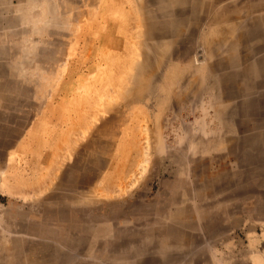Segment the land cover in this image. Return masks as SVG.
<instances>
[{"label": "rangeland", "instance_id": "374dc122", "mask_svg": "<svg viewBox=\"0 0 264 264\" xmlns=\"http://www.w3.org/2000/svg\"><path fill=\"white\" fill-rule=\"evenodd\" d=\"M0 264H264V0H0Z\"/></svg>", "mask_w": 264, "mask_h": 264}]
</instances>
